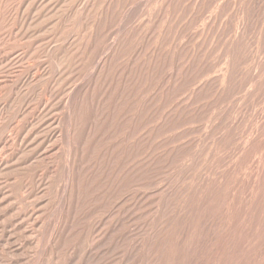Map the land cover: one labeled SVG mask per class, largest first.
<instances>
[{
	"label": "rangeland",
	"instance_id": "1",
	"mask_svg": "<svg viewBox=\"0 0 264 264\" xmlns=\"http://www.w3.org/2000/svg\"><path fill=\"white\" fill-rule=\"evenodd\" d=\"M0 264H264V0H0Z\"/></svg>",
	"mask_w": 264,
	"mask_h": 264
}]
</instances>
